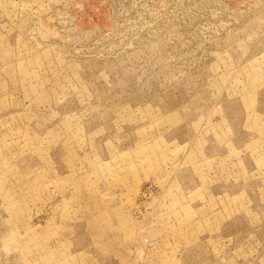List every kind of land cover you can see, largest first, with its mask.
Here are the masks:
<instances>
[{
    "label": "rangeland",
    "instance_id": "rangeland-1",
    "mask_svg": "<svg viewBox=\"0 0 264 264\" xmlns=\"http://www.w3.org/2000/svg\"><path fill=\"white\" fill-rule=\"evenodd\" d=\"M0 264H264V0H0Z\"/></svg>",
    "mask_w": 264,
    "mask_h": 264
}]
</instances>
